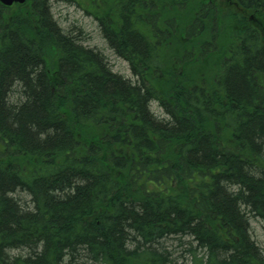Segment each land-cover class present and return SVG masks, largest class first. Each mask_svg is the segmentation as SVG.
Returning a JSON list of instances; mask_svg holds the SVG:
<instances>
[{"label":"trees","instance_id":"obj_1","mask_svg":"<svg viewBox=\"0 0 264 264\" xmlns=\"http://www.w3.org/2000/svg\"><path fill=\"white\" fill-rule=\"evenodd\" d=\"M252 217L264 230V0L0 4V264H174L176 240L189 264H264Z\"/></svg>","mask_w":264,"mask_h":264},{"label":"rangeland","instance_id":"obj_2","mask_svg":"<svg viewBox=\"0 0 264 264\" xmlns=\"http://www.w3.org/2000/svg\"><path fill=\"white\" fill-rule=\"evenodd\" d=\"M52 13L54 19L65 32H72L74 36H77L80 39L84 46L101 51L115 73L122 75L127 79L136 81V78L131 73L128 62L118 57L109 49L107 42L101 34L97 21L91 15L84 12L78 6L67 5L56 1H53L52 3ZM151 108L157 116L164 118V114L157 104H153ZM25 199L27 201L30 200L27 195ZM250 224L253 239L264 250V230L262 222L252 217ZM175 242L180 249V253L179 256L176 255L174 258V264H189L191 255L185 252V249L189 246H186L178 240ZM181 244L183 245L182 248H180ZM195 246L196 244H194V247Z\"/></svg>","mask_w":264,"mask_h":264},{"label":"water","instance_id":"obj_3","mask_svg":"<svg viewBox=\"0 0 264 264\" xmlns=\"http://www.w3.org/2000/svg\"><path fill=\"white\" fill-rule=\"evenodd\" d=\"M29 0H0V4L6 6V7H11L14 4H20L23 5Z\"/></svg>","mask_w":264,"mask_h":264}]
</instances>
